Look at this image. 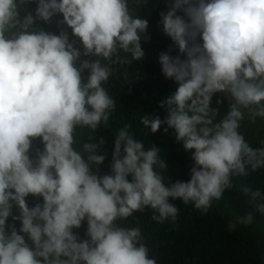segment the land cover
<instances>
[{
  "label": "clouds",
  "instance_id": "9594fccd",
  "mask_svg": "<svg viewBox=\"0 0 264 264\" xmlns=\"http://www.w3.org/2000/svg\"><path fill=\"white\" fill-rule=\"evenodd\" d=\"M148 2L0 0V264H157L141 229L122 221L150 209L174 222L176 200L206 214L234 178L264 169V141L254 148L240 131L264 121V0H163L158 27L171 44L158 62L176 88L159 103L163 119L140 123L173 131L191 153L190 179L165 182L161 149L130 124L100 174L108 154L92 133L116 109L104 85L145 57L149 20L130 4ZM54 19L57 31L42 27ZM214 97L227 100L223 114ZM240 192L264 216V191ZM253 222L249 211L228 227Z\"/></svg>",
  "mask_w": 264,
  "mask_h": 264
},
{
  "label": "trees",
  "instance_id": "16d2710c",
  "mask_svg": "<svg viewBox=\"0 0 264 264\" xmlns=\"http://www.w3.org/2000/svg\"><path fill=\"white\" fill-rule=\"evenodd\" d=\"M34 8L35 6H29ZM165 7L163 0H149L148 5L141 7L130 4L133 14L149 20L147 42L142 38V48L145 57L142 61H133L125 65L120 72L110 76L104 87L116 102V109L112 112L109 127L100 126L96 133V142L103 137V148L108 158L100 167V174L109 172V163L114 147V133L124 124L131 125V131L137 139L142 140L145 146L154 144L161 149V157L168 165L167 170H159L165 176V182L190 179V169L193 166L191 153L186 152L183 146L176 142L174 133H167L164 127L152 134L140 123L144 113L158 115L164 118V112L159 108L160 101L175 91L176 84L166 79L161 72L158 62L159 54L166 51L171 41L158 27L159 11ZM48 31H57L55 19L51 26L42 25ZM69 33L71 32L68 29ZM127 70L128 78L123 77ZM217 97L213 98L212 106L218 107L221 114L227 111L228 103L216 104ZM241 133L252 147H261L264 141V121L256 124L248 121L242 123ZM88 130L85 129V139ZM234 187L225 191L221 200H213L208 212L202 213L192 204L184 205L182 201H170L178 209V215L173 222L167 220L156 223L152 220V211L146 209L137 212L133 217L122 221L125 226H134L141 229L144 243L150 249V256L156 258L157 264H264V216L254 212L247 204V198L240 192L241 185H248L264 191V169H259L246 177L234 178ZM30 203L32 198L29 197ZM253 211L254 222L251 225L237 224L230 229L228 224L235 221L236 216ZM81 237L84 228L79 230Z\"/></svg>",
  "mask_w": 264,
  "mask_h": 264
}]
</instances>
